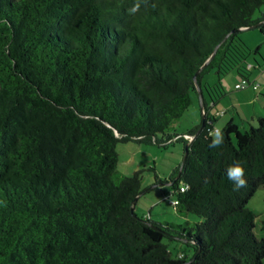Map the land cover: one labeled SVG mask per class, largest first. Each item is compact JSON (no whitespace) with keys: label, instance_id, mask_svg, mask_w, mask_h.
I'll return each mask as SVG.
<instances>
[{"label":"trees","instance_id":"obj_1","mask_svg":"<svg viewBox=\"0 0 264 264\" xmlns=\"http://www.w3.org/2000/svg\"><path fill=\"white\" fill-rule=\"evenodd\" d=\"M262 6L0 0V264H263L247 202L264 185V114L244 130L228 120L223 146L211 149L215 115L203 96L204 119L170 131L199 95L194 74L217 44L201 88L210 68L237 67L248 79L235 30L258 24L264 34ZM205 87L213 103L225 92L219 82ZM158 132L188 144L170 180L175 204L194 220L139 215L142 170L117 173L118 142L158 141ZM236 159L246 161L239 191L226 176ZM168 240L192 252L174 255Z\"/></svg>","mask_w":264,"mask_h":264},{"label":"rangeland","instance_id":"obj_2","mask_svg":"<svg viewBox=\"0 0 264 264\" xmlns=\"http://www.w3.org/2000/svg\"><path fill=\"white\" fill-rule=\"evenodd\" d=\"M264 6L255 13V17L262 16ZM239 41L247 47L245 50L244 64L249 65V79H245L237 69L232 68L226 73L218 74L213 68L206 71L202 78V92L209 105L211 114L216 115L215 126L223 127L234 116L240 129L249 128L251 123L258 124L256 107L264 114L262 101L264 96V34L258 26L243 28L239 31ZM238 41V42H239ZM256 48L258 50L256 51ZM255 79V80H254ZM246 80L244 87H236L237 82ZM206 82L217 84L224 89V94L217 99L216 105H212L211 95L205 87ZM252 89L251 100L248 90ZM224 109L225 112L222 110ZM217 110H219L217 112ZM222 110V111H220ZM252 116H255L254 119ZM203 111L200 96L192 94V103L184 113L172 122L171 133L182 134L189 128L201 122ZM158 141H142L130 139L117 144L119 161L117 173L119 175H132L136 170H142L141 194L134 204V209L139 215L147 216L161 222H183L187 219L194 220L197 216L189 212H181L175 204L176 195L171 192L172 180L176 175V168L182 163L184 156V140L174 135L167 139V134L157 133ZM247 207L255 211L256 235L264 237V229L261 228V220L264 217V185L258 186L253 195L248 199ZM169 247L174 255L180 251L192 252L191 247L185 243L168 240ZM264 264V262H263Z\"/></svg>","mask_w":264,"mask_h":264},{"label":"clouds","instance_id":"obj_3","mask_svg":"<svg viewBox=\"0 0 264 264\" xmlns=\"http://www.w3.org/2000/svg\"><path fill=\"white\" fill-rule=\"evenodd\" d=\"M208 135L211 137L209 148L218 149L223 146L225 141V132L223 127L215 126L211 128ZM188 140L189 143L194 142V137L189 136ZM245 165L246 161L236 159L226 168L227 179L233 183L234 191H239L240 189L247 187ZM181 191H187V188L181 189Z\"/></svg>","mask_w":264,"mask_h":264},{"label":"water","instance_id":"obj_4","mask_svg":"<svg viewBox=\"0 0 264 264\" xmlns=\"http://www.w3.org/2000/svg\"><path fill=\"white\" fill-rule=\"evenodd\" d=\"M261 22H264V19L261 21ZM258 24H256V25H253V26H250V27H254V26H257ZM244 28H249V27H244ZM242 28H238V29H236L235 31H240ZM227 36H225V38H226ZM224 38V39H225ZM223 39V40H224ZM222 40V41H223ZM221 43V42H220ZM219 43V44H220ZM219 44H217L216 46H215V48H214V50H213V52H212V54H211V56L206 60V62L196 71V73L194 74V80H195V82H196V85H197V88H198V91H199V95H200V100H201V107H203L204 105H203V103H202V98H203V92H202V88H201V86H200V84L198 83V79H197V76H198V73L201 71V69L207 64V62H208V60L215 54V52H216V50H217V48H218V46H219ZM203 119H204V116H203ZM202 125H203V123H202ZM187 150H188V144H186L185 145V152H184V156H183V160H182V163L181 164H183V162H184V160H185V158H186V155H187ZM180 171H181V169H180ZM180 173H178L177 175H179ZM145 192V190L143 189V190H141L140 191V193L136 196V198H135V201L138 199V197L141 195V194H143ZM133 209H134V204H133Z\"/></svg>","mask_w":264,"mask_h":264},{"label":"crops","instance_id":"obj_5","mask_svg":"<svg viewBox=\"0 0 264 264\" xmlns=\"http://www.w3.org/2000/svg\"><path fill=\"white\" fill-rule=\"evenodd\" d=\"M242 29H243V28H242ZM250 64H251V63H250ZM250 64H248V66H249ZM249 77H250V76H249V74H248V79H249ZM254 80H255V79H254ZM251 91H252V89H249V90H248V96H249V98H250L251 100H255V99H254L255 96H252V97H251V94H252ZM216 103H217V102H216ZM216 103H213V102H212V105H216ZM222 110L225 112L224 109H222ZM222 110H220V111H222ZM256 110H257V112L259 113V114H257V117H258V116L261 115L262 113H260V109H259L258 107H256ZM218 111H219V110H217V112H218ZM208 114H209V115H215V114H211V111L209 110V108H208ZM254 117H255V116H252L253 119H254ZM215 120H216V115H215ZM215 120H214V121H215ZM229 120H233L234 122H236V123L238 124V122L235 120L234 116H231ZM213 124H214V127H215V122H213ZM183 133H184V132H183ZM178 134H179V133H178ZM186 135H187V133L185 134V136H186ZM191 137H193V136H191Z\"/></svg>","mask_w":264,"mask_h":264},{"label":"built area","instance_id":"obj_6","mask_svg":"<svg viewBox=\"0 0 264 264\" xmlns=\"http://www.w3.org/2000/svg\"><path fill=\"white\" fill-rule=\"evenodd\" d=\"M245 79H247V78H245ZM245 85H246V80H244L243 82H237L236 83V87H238V88L244 87ZM186 136L189 137L191 135L187 134ZM182 188H184V187L182 186ZM176 202H177V200L175 199V203Z\"/></svg>","mask_w":264,"mask_h":264}]
</instances>
